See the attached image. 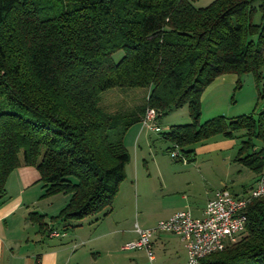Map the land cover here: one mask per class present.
<instances>
[{"label": "trees", "instance_id": "obj_1", "mask_svg": "<svg viewBox=\"0 0 264 264\" xmlns=\"http://www.w3.org/2000/svg\"><path fill=\"white\" fill-rule=\"evenodd\" d=\"M194 2L0 0V205L9 175L31 166L42 198L69 197L53 218L63 229L106 216L126 177L124 136L148 110L155 126L188 107L190 123L161 133L175 162L194 161L195 146L215 135L244 131L236 161L264 173V110L200 122L202 94L217 77L237 75V87L243 74L262 77L264 0ZM137 89L146 91L142 105ZM245 213L237 242L200 264H264V197ZM28 220L47 227L38 212Z\"/></svg>", "mask_w": 264, "mask_h": 264}, {"label": "crops", "instance_id": "obj_2", "mask_svg": "<svg viewBox=\"0 0 264 264\" xmlns=\"http://www.w3.org/2000/svg\"><path fill=\"white\" fill-rule=\"evenodd\" d=\"M211 150L208 146L195 149L194 161L182 164L186 167L183 177L159 178V189L152 191L154 200L147 184L138 186V164H135L134 181L128 187L122 186V196H118V190L111 211L96 222L83 221L70 229H63L60 221L53 219L69 197L42 198L38 171L31 166L18 167L7 179V200L0 205V264H186L188 254L184 243L172 233L157 232L151 236L152 260L145 249L123 248L139 239L137 228H154L177 212L188 211L193 218H203L207 202L217 192L228 190V182L230 187L234 185L232 174L243 173L244 166L236 159L221 167L199 164L198 157L208 156ZM235 165L239 166L234 170ZM219 168L223 177L216 174ZM251 173L249 183H241L240 193L228 191L235 196L246 195L258 179ZM31 212L44 216L47 224L44 230L28 220ZM52 232L60 236H52Z\"/></svg>", "mask_w": 264, "mask_h": 264}, {"label": "rangeland", "instance_id": "obj_3", "mask_svg": "<svg viewBox=\"0 0 264 264\" xmlns=\"http://www.w3.org/2000/svg\"><path fill=\"white\" fill-rule=\"evenodd\" d=\"M211 0H196L194 5L196 7H205ZM122 51H118L113 55V59L118 61L122 57ZM240 87H237L238 77L234 74H227L217 77L204 91L201 97V114L200 122L217 116L225 118H233L240 115L254 114L264 110V68L262 70V77L258 80L252 74H243L240 76ZM115 91V90H114ZM135 93L134 105L144 104V97L146 91L137 89ZM108 94V93H107ZM106 94V95H107ZM105 95V96H106ZM108 96V95H107ZM131 98H134L132 96ZM129 99V101L131 100ZM133 100V99H132ZM131 100V101H132ZM191 122L187 106L174 109L155 123L159 131L154 132L149 126H144L143 123L133 125L126 132L123 144L129 154V161L125 167V174L127 178L119 185V194L122 196L123 187L131 184L134 181V173L137 166V175L139 176L138 186L141 183L147 184L150 189V197L152 200L155 197L152 194L153 188L159 189V178H180L183 177V169L186 168L182 164L185 162H175L171 153L167 151L171 147V143L161 137V133L167 131L172 125H184ZM244 131H239L233 138L224 136L222 134L215 135L204 143L197 144L195 149L202 146L211 147L212 150L208 156L198 157L197 162L200 164H220L227 166L230 162H235L238 152L241 148L242 135ZM256 143V148L260 149L261 144ZM252 149L248 150L251 153ZM206 155V154H204ZM239 165H235L234 170ZM229 173V168H227ZM233 170V172H234ZM243 173L234 172L230 179L234 181V185L230 187L228 182V190L240 193V185L248 184L251 171L242 168ZM220 168L216 171L218 177H221ZM224 175H226L224 173ZM223 177V176H222ZM238 181V182H237ZM241 181V182H239ZM127 184V185H126ZM61 195V194H60ZM120 198V197H119ZM42 205V203H40ZM94 219V218H93ZM92 219V220H93ZM91 220V218L84 221ZM241 264H253L252 261H245Z\"/></svg>", "mask_w": 264, "mask_h": 264}, {"label": "built area", "instance_id": "obj_4", "mask_svg": "<svg viewBox=\"0 0 264 264\" xmlns=\"http://www.w3.org/2000/svg\"><path fill=\"white\" fill-rule=\"evenodd\" d=\"M156 114L148 110L142 121L144 126L153 123ZM152 131H159L150 125ZM173 157L177 152L171 154ZM185 162V161H183ZM186 163V162H185ZM264 197V173L244 196H235L224 189L209 200L203 218H193L188 211H180L166 220L159 221L154 228L136 229L139 239L127 243L123 249H145L150 260L153 259L150 238L154 233L165 232L178 235L188 254L186 264H200L211 254L223 251L227 245L237 242L247 223L246 209L254 199ZM52 236H60L52 232Z\"/></svg>", "mask_w": 264, "mask_h": 264}]
</instances>
